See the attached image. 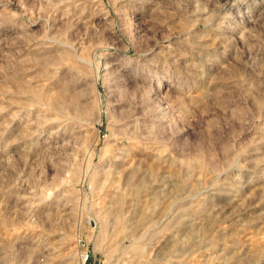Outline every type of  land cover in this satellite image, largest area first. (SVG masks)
Segmentation results:
<instances>
[{"label":"rangeland","instance_id":"obj_1","mask_svg":"<svg viewBox=\"0 0 264 264\" xmlns=\"http://www.w3.org/2000/svg\"><path fill=\"white\" fill-rule=\"evenodd\" d=\"M0 264H264V0H0Z\"/></svg>","mask_w":264,"mask_h":264},{"label":"clouds","instance_id":"obj_2","mask_svg":"<svg viewBox=\"0 0 264 264\" xmlns=\"http://www.w3.org/2000/svg\"><path fill=\"white\" fill-rule=\"evenodd\" d=\"M177 104L181 105L182 107L184 106V105H183V100H182V99H178V100H177Z\"/></svg>","mask_w":264,"mask_h":264}]
</instances>
